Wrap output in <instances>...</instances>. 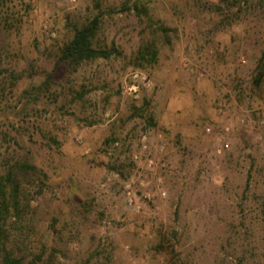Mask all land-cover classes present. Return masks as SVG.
<instances>
[{
  "label": "rangeland",
  "instance_id": "374dc122",
  "mask_svg": "<svg viewBox=\"0 0 264 264\" xmlns=\"http://www.w3.org/2000/svg\"><path fill=\"white\" fill-rule=\"evenodd\" d=\"M96 1L98 42L120 55L57 67L50 92L26 104L67 24L95 15ZM126 1L0 0V175L25 161L40 171L22 180V228L32 252L47 248L37 264H264V129L240 122L264 119V82L252 84L264 0H241L236 15L220 0H141L177 30L169 44L144 16L120 12ZM147 46L156 62L136 68ZM133 71L149 90H128Z\"/></svg>",
  "mask_w": 264,
  "mask_h": 264
},
{
  "label": "trees",
  "instance_id": "16d2710c",
  "mask_svg": "<svg viewBox=\"0 0 264 264\" xmlns=\"http://www.w3.org/2000/svg\"><path fill=\"white\" fill-rule=\"evenodd\" d=\"M240 2L241 0H220V3L227 5L226 7H229V10L236 11L235 15L237 11H240ZM197 4L204 9L200 0H197ZM95 7L98 9V12L89 19L80 24H67L70 28L68 36L66 40L59 43L55 48L53 69L45 74L43 81L39 85H31L25 91V95L27 96L26 104L36 102L41 96L50 92L53 85L54 71L57 67L64 66L67 72L74 73L83 63L98 59L108 60L113 55H120L114 46L99 44L98 35L101 29L103 11L100 9L97 1L95 2ZM211 7H213L211 9L213 12L224 13V9L220 5H210L209 8ZM131 11H134L138 17L144 16L151 28L152 26H156L154 32L159 33L167 44L170 43V38L177 39L176 29L158 24L148 17L147 8L144 7L141 0H127L120 9V12ZM114 12H116L114 9L109 10L111 14ZM150 47L147 46L138 51V57L135 58L136 68L145 70L147 67H152L155 64L156 53L152 52ZM263 82L264 51L257 62L252 84L254 88L261 89L260 87L263 85ZM88 92V90L74 92L72 100H79ZM142 106L140 108L134 107V111L130 117L134 118L142 113L149 106V102L144 100ZM256 117L257 114L254 118ZM115 141L113 137H109L105 140V144ZM51 142L58 147V143L54 139H51ZM29 174L39 176L40 171L28 161H25L21 164L17 163L7 173L0 175V264H37L41 262L47 249L46 245L43 244L40 249L32 252L30 249V235L22 228V223L25 221L26 209L28 208V205L23 200L22 180ZM13 225L17 228L15 238H12L9 232V228ZM29 257H32V259L27 261Z\"/></svg>",
  "mask_w": 264,
  "mask_h": 264
},
{
  "label": "built area",
  "instance_id": "2783aa9c",
  "mask_svg": "<svg viewBox=\"0 0 264 264\" xmlns=\"http://www.w3.org/2000/svg\"><path fill=\"white\" fill-rule=\"evenodd\" d=\"M239 62L240 64H244L245 63L244 57H240ZM185 66H187V64H185ZM199 76L202 77L203 73L200 72ZM128 81H129L128 90L130 92L135 93L140 88L143 90H149L151 88L150 78L147 76V74L141 71L131 72L129 74ZM219 112L221 114V111ZM240 122L242 123V125L246 126L250 131L258 132L264 129V119H256L253 116L251 117L249 114L246 115L244 118H242ZM145 139L146 137L142 138V143H143V150L147 153L149 149L145 143ZM225 147H227V144H225ZM126 188H127L126 198H127L128 205L131 207H134L131 193L129 191L130 185H127Z\"/></svg>",
  "mask_w": 264,
  "mask_h": 264
}]
</instances>
